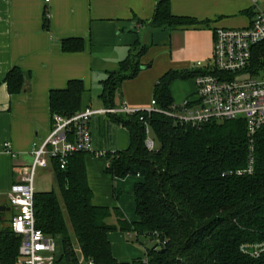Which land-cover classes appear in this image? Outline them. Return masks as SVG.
I'll return each instance as SVG.
<instances>
[{
  "label": "trees",
  "instance_id": "1",
  "mask_svg": "<svg viewBox=\"0 0 264 264\" xmlns=\"http://www.w3.org/2000/svg\"><path fill=\"white\" fill-rule=\"evenodd\" d=\"M151 24L175 30L199 23L173 16L170 0H158ZM61 49L80 52L83 41L63 40ZM145 50L130 55L102 81L99 99L105 109L118 106L122 83L137 76ZM199 73L181 77L194 79ZM176 78L177 73L168 72L155 84L152 100L157 108L173 106L169 87ZM4 83L10 95L19 94L24 74L13 69ZM83 93L78 80L68 82L64 90L51 91V116L69 118L81 112ZM110 116L127 131L129 145L106 154L104 174L119 180L139 178L132 189L136 221L128 222L118 208L92 203L85 166L90 155H73L63 170L54 162L57 192L35 191L34 195L36 227L60 246L54 264H264V254L254 259L241 250L243 245L264 242V126L249 136L243 120L191 126L157 113ZM146 127L156 146L152 152L144 144ZM251 160L252 173L237 175ZM2 216L0 212V222ZM111 216L116 225L106 223ZM117 231L152 239L155 246L143 260L120 262L108 238ZM20 241L9 226L0 230V264H19Z\"/></svg>",
  "mask_w": 264,
  "mask_h": 264
},
{
  "label": "crops",
  "instance_id": "2",
  "mask_svg": "<svg viewBox=\"0 0 264 264\" xmlns=\"http://www.w3.org/2000/svg\"><path fill=\"white\" fill-rule=\"evenodd\" d=\"M157 3L158 0H49L47 3L45 0H0V207L6 209L2 212L0 230L9 226L12 217L6 194L31 166V145L42 142L50 132L51 91L64 90L68 82L78 80L84 86L81 111L92 109L94 88L101 107L92 110L105 109L99 99L102 81L108 73L117 71L130 55L146 48L139 58L141 68L137 76L122 83L118 106L124 103L136 110L150 108L160 77L168 72L198 71V62L206 65L211 60L215 29L244 28L253 17L249 0H170L173 16L193 19L199 24L163 30L151 24ZM68 39H81L84 49L63 52L61 42ZM13 69L24 74V85L19 94L10 95L4 78ZM186 79L180 89L171 83L173 105L195 99V81ZM98 119L100 123L102 118ZM110 121L113 122L112 117ZM93 124H97V119L94 123L90 121V127ZM91 141L93 145L92 134ZM6 142L11 144L14 157L4 152ZM98 146L96 151L105 152ZM98 160L86 156L85 166ZM46 170L54 175L52 168ZM102 174L109 177L104 170ZM128 178H111L116 206L94 205L118 208L128 222H134L135 213L133 217L127 214L121 201L125 192L122 184L128 186L132 195L133 185L139 178L134 177L132 184ZM114 183L121 184L117 191ZM106 223L116 225V218L111 216ZM128 234L131 233L117 231L108 237L113 256L120 262L132 259L130 249L123 243Z\"/></svg>",
  "mask_w": 264,
  "mask_h": 264
},
{
  "label": "built area",
  "instance_id": "3",
  "mask_svg": "<svg viewBox=\"0 0 264 264\" xmlns=\"http://www.w3.org/2000/svg\"><path fill=\"white\" fill-rule=\"evenodd\" d=\"M49 0H45L47 3ZM253 17L244 28H217L213 33L211 60L197 63L200 73L194 78L195 99H186L170 110H161L152 100L150 108L136 110L122 103L109 109H86L69 118L52 116V126L47 137L30 148L31 166L27 174L13 184L6 200L12 212L9 221L11 232L21 239L18 247L19 264H54L57 241L36 227L34 215V179L38 169L52 168L55 162L65 169L69 159L79 153L100 159L106 156L92 146L90 121L101 115L140 112L157 113L180 125L199 126L211 120H243L249 136L264 126V0H249ZM145 147L155 150V142L145 129ZM6 154L15 156L10 143L3 144ZM253 161L237 175L251 174ZM132 234H128L131 238ZM135 236V234L133 235ZM244 254L257 259L264 254V242L243 245ZM87 264H93L89 261Z\"/></svg>",
  "mask_w": 264,
  "mask_h": 264
},
{
  "label": "rangeland",
  "instance_id": "4",
  "mask_svg": "<svg viewBox=\"0 0 264 264\" xmlns=\"http://www.w3.org/2000/svg\"><path fill=\"white\" fill-rule=\"evenodd\" d=\"M185 73H177V78L173 81L175 83L174 87L177 89H180L181 87L185 86L187 79H183L181 76ZM190 84H186V87H189ZM185 87V88H186ZM196 89V87H195ZM191 96V95H190ZM91 108L95 109L97 107H101L99 100H98V94L96 92V89L94 88L91 92ZM189 98V95L187 96ZM182 102V101H181ZM180 103H176V105H180ZM98 117H101L100 120ZM110 115H101L93 117L91 121L94 123V119H97V124H93V127H90V133L92 134V139L94 141L93 148H96V145L100 146V149L104 150L105 153H108L109 155H112L113 153L124 150L129 145V136L127 131L124 128H121L120 126L114 124L110 121ZM98 146V147H99ZM94 162V161H92ZM92 166L89 162L87 163L86 167L87 170H89V173L87 172L88 177V183L89 186L94 194L93 204L100 203L101 205L113 207L117 205V202L114 199V191H113V182L111 178L104 176L102 174L104 170V166L107 165L108 160L107 156L100 158L98 161L92 163ZM93 167V168H92ZM134 177L128 178V183L132 184L134 181ZM54 175L50 174L48 170H42L38 169L36 172V176L34 179V189L36 192H50L55 191L57 192L56 186L53 183ZM121 186L120 183H114V186L117 187ZM124 192L123 198L121 199L122 203L124 204L125 212L127 214H131L130 216L133 217L134 215V201L132 198V195L128 192V186L126 184H122ZM117 194V193H116ZM123 243L130 249V257L132 259L128 258L126 261H134V260H143L146 254L147 250H150L152 247L155 246V243L149 242L148 239L140 237L136 239V237L129 239L125 238ZM60 253V246L57 242V252L55 256H58ZM63 263V262H62ZM61 264V263H60Z\"/></svg>",
  "mask_w": 264,
  "mask_h": 264
},
{
  "label": "water",
  "instance_id": "5",
  "mask_svg": "<svg viewBox=\"0 0 264 264\" xmlns=\"http://www.w3.org/2000/svg\"><path fill=\"white\" fill-rule=\"evenodd\" d=\"M4 210H6V209H4L3 207H0V211L1 212H3ZM152 240V239H151Z\"/></svg>",
  "mask_w": 264,
  "mask_h": 264
}]
</instances>
